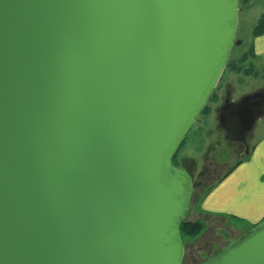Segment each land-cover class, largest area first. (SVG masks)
I'll list each match as a JSON object with an SVG mask.
<instances>
[{"label":"water","instance_id":"1","mask_svg":"<svg viewBox=\"0 0 264 264\" xmlns=\"http://www.w3.org/2000/svg\"><path fill=\"white\" fill-rule=\"evenodd\" d=\"M239 0H0V264H183L174 158L238 39ZM264 91L221 126L246 141ZM200 264H264V220Z\"/></svg>","mask_w":264,"mask_h":264},{"label":"rangeland","instance_id":"2","mask_svg":"<svg viewBox=\"0 0 264 264\" xmlns=\"http://www.w3.org/2000/svg\"><path fill=\"white\" fill-rule=\"evenodd\" d=\"M239 2L240 21L237 36L242 44L236 46L234 57L250 54L249 50L258 38L253 35L254 26L264 13V0H239ZM259 48L260 46L257 47V52ZM249 63L252 64L249 65L251 68L249 73H235L229 70L223 74L215 91L216 97L210 101L205 113L199 116L174 160L176 166L186 160L196 174L202 171V177L197 176L196 180L200 182L204 179V185L194 194L186 219V222L195 227L184 233L186 255L183 264H200L224 248L230 241L253 228L251 219L259 218V216L227 217L220 210L205 206L208 205L207 199L210 192H214L218 185L226 182L232 174H236L240 168L253 160L252 156H248L246 146L226 138L225 130L220 126L217 111V108L224 102L227 89L233 90L231 99L237 101L241 97L264 89V51L260 53L259 50L258 55L255 53V57L250 59ZM263 140L264 116L257 122L252 140L248 143L250 151L252 152L257 145L259 151ZM263 164L261 165L264 166ZM259 185L262 186L261 190H264V179ZM244 195L250 203V196L247 193ZM259 202L264 206V192L262 191Z\"/></svg>","mask_w":264,"mask_h":264},{"label":"crops","instance_id":"3","mask_svg":"<svg viewBox=\"0 0 264 264\" xmlns=\"http://www.w3.org/2000/svg\"><path fill=\"white\" fill-rule=\"evenodd\" d=\"M259 46L260 53H263L264 35L254 41L257 55L259 52V50L257 52V47ZM261 142L262 146L259 151L257 150L259 147L257 145L252 152H249L248 156H252L253 160H250L246 166L240 168L236 174H232L226 182L218 185L214 192H210L207 199L208 205H205L206 202L205 206L220 210L227 217L246 216L252 218L253 216H259L255 220L251 219L253 221L251 226L264 219V206L260 205L259 202L261 191L264 192V190H261L262 186L259 185L264 179V166L261 165L264 163V140ZM246 193L251 198L250 203L246 199V195H244ZM224 204L227 205L223 206Z\"/></svg>","mask_w":264,"mask_h":264},{"label":"trees","instance_id":"4","mask_svg":"<svg viewBox=\"0 0 264 264\" xmlns=\"http://www.w3.org/2000/svg\"><path fill=\"white\" fill-rule=\"evenodd\" d=\"M253 35L255 37H259V36L264 35V13L262 14L261 18L256 23V25L254 26ZM234 50H235V48H234ZM234 50H233V53H232V55L230 57V60H229V62L227 64V67L225 69V72L231 70L232 72H235V73H241V72L249 73L251 71V68L249 67V65H250V63H249L250 62V59H252V58L255 57V48H254V45L249 50V53L251 55L250 54H243L240 57H234ZM215 97H216V92L213 94V96L211 98V101ZM208 107H209V105L204 109V111L202 112V114L205 113V111L208 109ZM186 139H185V141H186ZM184 142H183V144H184ZM182 145H181V147H182ZM181 147H180V149H181ZM180 149L178 150V152L180 151ZM178 152H177V154H178ZM177 154H176V156H177ZM174 160H175V158H174ZM174 164H175V161H174ZM191 225L192 224L186 222V220L183 221V223L181 224V232H182L183 238L185 236V234H184L185 231H189V230L191 231V230L194 229L195 226H193V225L191 226Z\"/></svg>","mask_w":264,"mask_h":264},{"label":"flooded vegetation","instance_id":"5","mask_svg":"<svg viewBox=\"0 0 264 264\" xmlns=\"http://www.w3.org/2000/svg\"><path fill=\"white\" fill-rule=\"evenodd\" d=\"M232 91H233V90H230V89H227V90H226V92H225V94H224V102H223L222 105H220V106L217 108V111H218L219 117H220L221 110H222V108H223L225 105H228L231 101L238 102V101H240V100L243 98V97H241L240 100H238V101H237V100H233V99H231ZM259 91H264V89H261V90H259ZM259 91H257V92H259ZM254 93H256V92H254ZM254 93H252V94H254ZM219 122H220V118H219ZM220 126H221V123H220ZM221 127H222V126H221ZM223 129H224V128H223ZM224 130H225V129H224ZM225 134H226V138H228L230 141H232V140L230 139V137H229V135H228V133H227L226 130H225ZM252 136H253V132L247 137L246 141L238 142V143H241V144H243L244 146H246L248 152H250V145H249L248 143L251 142V140H252ZM179 166L184 167V168H185V169H186V170L192 175V177H193V179H194V183H195V186H194V194H195L196 190L199 189V188H201V187L204 185V179H203V181H200V182H198V181L196 180L197 176H198V177H202V174H203L202 171L196 174V173L194 172L193 168H192L188 163H186V160H183V162H182ZM207 188H208V187H207ZM193 197H194V195H193Z\"/></svg>","mask_w":264,"mask_h":264}]
</instances>
